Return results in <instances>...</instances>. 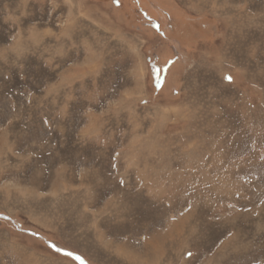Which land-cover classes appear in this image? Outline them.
I'll return each mask as SVG.
<instances>
[{"label": "rangeland", "instance_id": "374dc122", "mask_svg": "<svg viewBox=\"0 0 264 264\" xmlns=\"http://www.w3.org/2000/svg\"><path fill=\"white\" fill-rule=\"evenodd\" d=\"M0 264H264V0H0Z\"/></svg>", "mask_w": 264, "mask_h": 264}, {"label": "snow or ice", "instance_id": "6c2138e0", "mask_svg": "<svg viewBox=\"0 0 264 264\" xmlns=\"http://www.w3.org/2000/svg\"><path fill=\"white\" fill-rule=\"evenodd\" d=\"M229 79H231V77H229Z\"/></svg>", "mask_w": 264, "mask_h": 264}]
</instances>
